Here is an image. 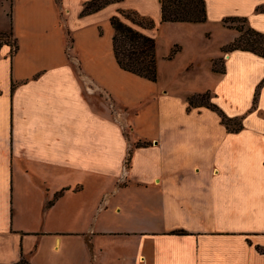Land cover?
I'll return each mask as SVG.
<instances>
[{
    "label": "crops",
    "instance_id": "0c3cea01",
    "mask_svg": "<svg viewBox=\"0 0 264 264\" xmlns=\"http://www.w3.org/2000/svg\"><path fill=\"white\" fill-rule=\"evenodd\" d=\"M90 1L0 0V31L18 44L0 52V264H36L44 243L60 251L67 238L93 264L94 241L114 237L141 239V264H264V87L253 108L264 58L224 53L237 31L215 39L232 17L264 33V0H204L199 24L161 23V0L84 15ZM120 10L182 34L169 53L157 39L155 83L117 63ZM206 93L244 118L241 132L190 108Z\"/></svg>",
    "mask_w": 264,
    "mask_h": 264
},
{
    "label": "trees",
    "instance_id": "16d2710c",
    "mask_svg": "<svg viewBox=\"0 0 264 264\" xmlns=\"http://www.w3.org/2000/svg\"><path fill=\"white\" fill-rule=\"evenodd\" d=\"M116 0H92L85 3L83 14H91L102 10ZM161 23H192L199 24L207 21V6L204 0H161ZM257 11L264 13V6L259 7ZM120 15L111 19V26L114 30L113 47L118 65L126 72L145 78L151 82H157L159 77L157 42L151 36H148L140 29L154 30L157 25L153 18L140 15L134 10H120ZM11 17V13H9ZM123 19L131 23L127 24ZM228 28L235 29L239 36L230 45L223 48L224 53L235 51L251 52L261 58H264V33L251 28L247 18L232 17L224 21ZM239 23V25H237ZM12 38V42L8 41ZM4 46L12 48L13 56L18 51V44L14 38L13 31L8 34L0 31V52ZM175 48L169 59L177 53ZM214 71L224 74V60L214 61ZM264 87V81L259 85L253 103V108H257L258 97L261 88ZM190 108L207 107L215 111L222 120L230 133H239L243 130V117L230 118L215 105L211 100L210 93L204 95L192 96L188 99ZM148 144H139L146 146ZM130 156L128 157V161ZM62 193L56 196L59 197ZM53 202L49 203V206ZM177 235H186L185 232H175ZM257 250L264 254V249L257 247ZM17 264H31L24 256Z\"/></svg>",
    "mask_w": 264,
    "mask_h": 264
},
{
    "label": "rangeland",
    "instance_id": "374dc122",
    "mask_svg": "<svg viewBox=\"0 0 264 264\" xmlns=\"http://www.w3.org/2000/svg\"><path fill=\"white\" fill-rule=\"evenodd\" d=\"M239 25V23H237ZM3 32V31H1ZM5 32V33H9ZM236 32L235 29L229 28L225 31L218 29L216 32V38L218 41L227 40L229 35ZM154 39H159V52L170 51V43L174 38L182 37L180 31H177L174 27H169V29H159L157 27L154 32ZM185 41L190 44L189 40L195 41L194 37L189 39L188 36H185ZM8 41L12 42V38H8ZM214 41H211V44ZM191 45V44H190ZM80 239V238H78ZM78 239L66 240L64 245H62L61 250L57 251V248L54 250V242L49 240L47 243H44L41 252L37 256L35 263L36 264H89V260L85 255L84 251L81 252V249L78 245H81V242ZM54 240V239H53ZM73 242V243H72ZM76 243V244H75ZM78 244V245H77ZM94 253L92 255L93 264H141L140 255H141V239L134 237H114V238H105L97 239L94 241Z\"/></svg>",
    "mask_w": 264,
    "mask_h": 264
}]
</instances>
